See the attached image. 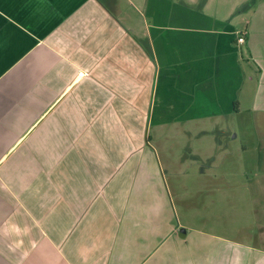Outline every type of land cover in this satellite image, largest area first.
<instances>
[{"label": "crops", "instance_id": "1", "mask_svg": "<svg viewBox=\"0 0 264 264\" xmlns=\"http://www.w3.org/2000/svg\"><path fill=\"white\" fill-rule=\"evenodd\" d=\"M245 87L264 115V1L0 0V264H264V210L190 233L149 136L221 133Z\"/></svg>", "mask_w": 264, "mask_h": 264}, {"label": "rangeland", "instance_id": "2", "mask_svg": "<svg viewBox=\"0 0 264 264\" xmlns=\"http://www.w3.org/2000/svg\"><path fill=\"white\" fill-rule=\"evenodd\" d=\"M247 18L250 14L236 22L239 33L246 29ZM247 90L245 87L242 94L241 112L222 124L225 127L221 133L212 134L215 127L204 121L188 125L185 130L173 126L150 128L151 141L164 153L163 157L171 154L175 159L190 160L188 164L175 168L168 164L165 167L169 171L170 188H175L176 184L182 199H173L179 221L183 219L191 226L190 233L197 231L228 240L238 236L235 226H258L256 216L264 213V176L261 175L264 172V148L261 151L258 145L264 144V115L250 114L252 99L246 97ZM261 98L260 103L264 104V91ZM203 129H212L213 132L204 134ZM211 137L223 142V147L219 149L218 145L212 144ZM195 158L200 161L194 164ZM202 168L207 176L198 177ZM172 169L180 175L176 176ZM178 177L181 179L177 180ZM190 197L198 201L197 205H192L191 214L183 211L191 204Z\"/></svg>", "mask_w": 264, "mask_h": 264}, {"label": "built area", "instance_id": "3", "mask_svg": "<svg viewBox=\"0 0 264 264\" xmlns=\"http://www.w3.org/2000/svg\"><path fill=\"white\" fill-rule=\"evenodd\" d=\"M247 31H244L238 35L237 43L244 44L246 39Z\"/></svg>", "mask_w": 264, "mask_h": 264}]
</instances>
